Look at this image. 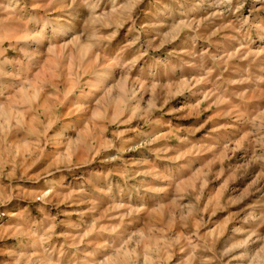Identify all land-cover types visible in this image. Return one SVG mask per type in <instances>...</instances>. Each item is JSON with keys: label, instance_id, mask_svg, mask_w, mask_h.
<instances>
[{"label": "rangeland", "instance_id": "rangeland-1", "mask_svg": "<svg viewBox=\"0 0 264 264\" xmlns=\"http://www.w3.org/2000/svg\"><path fill=\"white\" fill-rule=\"evenodd\" d=\"M0 264H264V0H0Z\"/></svg>", "mask_w": 264, "mask_h": 264}]
</instances>
